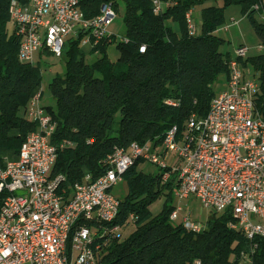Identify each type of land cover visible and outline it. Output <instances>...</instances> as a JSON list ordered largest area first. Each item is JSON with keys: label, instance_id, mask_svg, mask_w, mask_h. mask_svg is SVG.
I'll return each mask as SVG.
<instances>
[{"label": "trees", "instance_id": "1", "mask_svg": "<svg viewBox=\"0 0 264 264\" xmlns=\"http://www.w3.org/2000/svg\"><path fill=\"white\" fill-rule=\"evenodd\" d=\"M12 1L27 4L31 0H0V167L5 165L4 152L16 158L26 138L38 131L39 125L29 119L28 110L43 85L40 68L19 60L20 41L10 13ZM161 1L165 4L161 14L154 12L153 0L82 2L88 18L100 14L108 3L118 12L120 2H124L126 35L123 39L109 35L98 42L93 40L89 52L95 57L93 62L87 61L83 50L86 34L70 37L61 58L65 74L50 84L57 102L56 110L45 107L57 123L52 143L69 140L75 144L58 150L51 173L52 177H66L68 196L87 174L93 180L103 176L110 167L108 158L117 148L126 149L133 143L160 146L174 127L184 132L192 115L207 116L217 95L216 83L221 76H229L232 55L222 50L226 42L217 32L224 24L225 9L239 5L251 18L259 13L260 3L220 0L222 6L205 7L219 0ZM202 6V32L193 36L186 15ZM257 31L264 46V23L257 25ZM111 46L119 51L117 61L109 56ZM141 46L146 47L145 53L140 52ZM244 65L252 66L258 74L256 106L264 118V53L247 59ZM144 162H136L124 175L129 194L121 200L114 223L121 230L131 225L136 229L124 239L120 234L112 236L102 264H238L247 256L253 264H264V239L251 242L241 231L231 229L230 212L213 211L202 233L172 222L178 176L171 174L164 181L163 172L140 170ZM163 194L162 211L153 215L150 208ZM6 196L0 194V206Z\"/></svg>", "mask_w": 264, "mask_h": 264}, {"label": "built area", "instance_id": "2", "mask_svg": "<svg viewBox=\"0 0 264 264\" xmlns=\"http://www.w3.org/2000/svg\"><path fill=\"white\" fill-rule=\"evenodd\" d=\"M82 2L12 1L20 62L33 64L39 53L62 58L68 39L80 33L86 34L83 44L90 49L93 40L111 35L108 28L117 17L113 4L108 3L106 12L88 18ZM153 5L156 14L164 11L161 0H153ZM257 9L264 22V0ZM186 19L189 33L196 36L199 27L193 10ZM259 50L263 52L264 46ZM145 51L141 46L140 52ZM248 53L241 46L237 56H232L228 88L215 96L206 117L192 115L184 132L174 127L160 146L133 143L126 149L117 148L108 158L107 172L97 180L87 174L70 196L66 177H52L51 173L58 150L75 144L69 140L52 143L57 123L41 105L42 88L37 90L28 117L39 129L26 138L15 159L0 167V194H7L0 206V264H102L109 241L121 231L114 224L121 200L113 195V187L138 161L160 168L164 181L168 174L178 176L176 201L196 197L208 210L230 212V228L241 231L249 241L264 239V118L256 106L259 79L244 69ZM195 121H202V130H194ZM180 211L176 206L170 215L172 222L179 220ZM181 224L195 233L206 229L189 217ZM100 231H107V239H100ZM87 240H95L93 254H86ZM238 264L253 263L247 256Z\"/></svg>", "mask_w": 264, "mask_h": 264}, {"label": "rangeland", "instance_id": "3", "mask_svg": "<svg viewBox=\"0 0 264 264\" xmlns=\"http://www.w3.org/2000/svg\"><path fill=\"white\" fill-rule=\"evenodd\" d=\"M222 6V2H208L204 6ZM202 7H198L194 11V23L198 24L197 35H200L202 32V17L201 10ZM125 15H126V5L124 2H120L119 9L117 12V17L114 23L108 28V32L111 35L117 36L119 39H123L126 35V26H125ZM264 22L259 13L251 18L247 17L242 10V7L239 5H232L227 7L224 12V24L217 31L218 35L223 38L226 42L225 46L222 48L224 52H230L233 57H236V51L241 46H246L249 50L247 59L256 58L262 55V51L259 50L260 45H262V40L257 31V25H262ZM173 27L179 31V25L174 23ZM83 50L87 53V61L93 62L95 57L89 55L87 52L88 47L86 44H83ZM109 56L112 60L117 61L120 57L119 51L115 46L109 48ZM246 59V60H247ZM33 65L39 67L43 75V85L42 93L43 97L41 99V105L44 107L51 106L54 110L57 109V102L53 97L52 91L50 89V84L58 76H64L65 74V63L61 58H56L49 54H37L34 58ZM244 69L249 74L250 72L254 75L253 79H258V74L255 75L254 69L252 66H245ZM228 88V77L221 76L215 86V91L217 94H220L226 91ZM167 160H171V157L168 156ZM177 164V162H176ZM140 170L148 174H159L162 171L156 165H153L149 162H144L139 167ZM113 195L120 199L124 200L129 194V186L126 179L120 180L112 190ZM166 200V195L163 194L155 203L151 206V212L153 215H157L162 211L163 205ZM174 206L181 207L179 214V220L174 222L176 224H181L184 217H189L192 222L202 223V225L207 224V220L210 217L212 210H208L204 207L202 202L196 197H191L188 199H179ZM136 227L131 225L127 229L121 230L119 234L122 238L129 237Z\"/></svg>", "mask_w": 264, "mask_h": 264}, {"label": "bare ground", "instance_id": "4", "mask_svg": "<svg viewBox=\"0 0 264 264\" xmlns=\"http://www.w3.org/2000/svg\"><path fill=\"white\" fill-rule=\"evenodd\" d=\"M108 4H105L101 8V12H106ZM194 130H202V121H195ZM171 174H168V179ZM119 215H114V222ZM100 239H107V231H100ZM95 247V240H87L86 242V254H93V248Z\"/></svg>", "mask_w": 264, "mask_h": 264}, {"label": "crops", "instance_id": "5", "mask_svg": "<svg viewBox=\"0 0 264 264\" xmlns=\"http://www.w3.org/2000/svg\"><path fill=\"white\" fill-rule=\"evenodd\" d=\"M90 50H91V49L88 48L87 52L89 53ZM3 157L5 158V161L8 160V159H14V158H15L14 155H12L11 153H8V152H4V153H3ZM176 202H177V201L175 200V203H176Z\"/></svg>", "mask_w": 264, "mask_h": 264}]
</instances>
